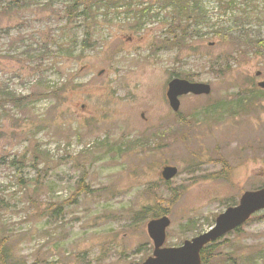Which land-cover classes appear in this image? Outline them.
Instances as JSON below:
<instances>
[{
    "label": "rangeland",
    "instance_id": "obj_1",
    "mask_svg": "<svg viewBox=\"0 0 264 264\" xmlns=\"http://www.w3.org/2000/svg\"><path fill=\"white\" fill-rule=\"evenodd\" d=\"M11 1L0 0V231L13 233L14 261L143 264L153 246L141 206L148 185L164 184V164L179 171L161 189L174 204L156 192L171 220L165 246L264 186V0H202L198 10L141 0L144 16L92 0L89 26L90 0ZM173 74L212 93L182 97L190 138L162 142L157 131L170 133L176 117ZM215 243L207 264H264V211Z\"/></svg>",
    "mask_w": 264,
    "mask_h": 264
},
{
    "label": "water",
    "instance_id": "obj_2",
    "mask_svg": "<svg viewBox=\"0 0 264 264\" xmlns=\"http://www.w3.org/2000/svg\"><path fill=\"white\" fill-rule=\"evenodd\" d=\"M259 85L264 88V81L259 82ZM210 91L211 86L207 83L174 78L168 83L167 97L171 108L177 111L180 107L179 96L188 93L207 95ZM176 174L177 168L171 165L164 166L161 171L165 180H170ZM261 209H264V188L245 191L239 203L221 212L210 229L175 247L164 246L166 228L170 224L168 216L152 219L147 223V233L153 243V254L143 264H201V250L205 245L237 228L254 212Z\"/></svg>",
    "mask_w": 264,
    "mask_h": 264
},
{
    "label": "trees",
    "instance_id": "obj_3",
    "mask_svg": "<svg viewBox=\"0 0 264 264\" xmlns=\"http://www.w3.org/2000/svg\"><path fill=\"white\" fill-rule=\"evenodd\" d=\"M18 1L19 0H12L11 2L15 3V2H18ZM109 2L112 3L110 6L115 4V1H113V0H109ZM92 5H93V1L90 0L89 3H88V6H87V9L90 10V15H89V17L87 19V20H89L88 26H89V24L92 21L95 22V18H96L95 17V13L91 11ZM198 6L201 7V1L200 0H195L194 4H189L188 3L186 7H188L189 10H198L199 9ZM70 13H71V11L69 10V14ZM86 38H89V36H86ZM228 38L231 39V36H228ZM236 40L240 41L238 38ZM255 42H256V44L258 46H262L264 44V39H258V40H255ZM4 94H9V93L3 91V95ZM253 98L257 99L256 96H254ZM180 124H186V123L181 121ZM179 131H181V130H180L179 127H177V132H179ZM155 136L159 139V141H161V139L157 135H155ZM150 141H151V138H143L141 140L142 143H148ZM136 142H138V141L130 142L128 144L129 147L133 146ZM15 162H17V161H15ZM16 167H18V165ZM163 185L168 190L171 188V184L170 183H165ZM163 185L156 184L154 187H151L150 185H148L145 188V193L144 194L147 196L146 197L147 203L143 204L141 206V208H144V210L151 217H158V216L161 215V212L162 213L164 212L163 209L156 207V199L158 198V196L156 194L157 191L162 195L163 200H169L168 206L170 205V203H171V205L174 204L176 202L177 198L179 197L178 195H176V196L172 195V196L165 197L162 194V192H161V189H162ZM27 187L28 186L26 185V188ZM39 189H40V186L38 184H35V186L33 188V192H37V191H39ZM149 201H151L152 204H150ZM43 211H45V210H42L41 213ZM57 212L58 211L56 209H53L51 211V213H53V214H55ZM136 215L139 216V212H137ZM240 230H241V227L236 229L234 232H239ZM0 232L6 235V237L5 236H0V264H22V262H20L19 260H15L14 261V256L17 253V249H16L15 242L12 239L13 233H11L9 231H0ZM216 246H219V244L214 243V244H211L210 246H207V247H205L203 249V251H202L203 264H207V263L211 262L214 257L218 256L216 254L217 251L214 249V247H216ZM231 263L232 264H238L237 260H234Z\"/></svg>",
    "mask_w": 264,
    "mask_h": 264
}]
</instances>
